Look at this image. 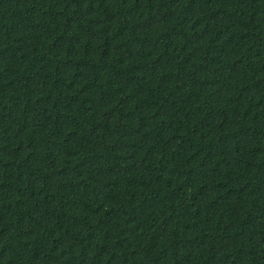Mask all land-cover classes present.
<instances>
[{"label": "trees", "instance_id": "16d2710c", "mask_svg": "<svg viewBox=\"0 0 264 264\" xmlns=\"http://www.w3.org/2000/svg\"><path fill=\"white\" fill-rule=\"evenodd\" d=\"M0 264H264V0H0Z\"/></svg>", "mask_w": 264, "mask_h": 264}]
</instances>
